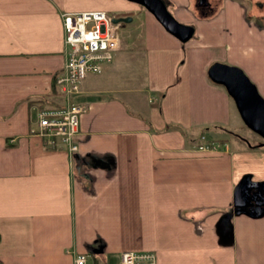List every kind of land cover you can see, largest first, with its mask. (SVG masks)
Instances as JSON below:
<instances>
[{"label": "crops", "instance_id": "crops-1", "mask_svg": "<svg viewBox=\"0 0 264 264\" xmlns=\"http://www.w3.org/2000/svg\"><path fill=\"white\" fill-rule=\"evenodd\" d=\"M165 2L195 36L132 0H0V264H119L124 249L156 264H264V211L244 209L264 206V140L206 73L238 65L264 97L263 4ZM106 4L130 19L72 99L85 106L77 151L48 147L36 114L62 104L61 13Z\"/></svg>", "mask_w": 264, "mask_h": 264}, {"label": "built area", "instance_id": "built-area-1", "mask_svg": "<svg viewBox=\"0 0 264 264\" xmlns=\"http://www.w3.org/2000/svg\"><path fill=\"white\" fill-rule=\"evenodd\" d=\"M115 15L104 9L62 11L63 61L54 78L62 104L38 108L36 114L37 132L48 147L77 151L76 136L85 106L72 99L87 74H99L112 62L122 23L112 20ZM155 254L153 250L124 249L119 254V264H156ZM74 257V264H86L84 254Z\"/></svg>", "mask_w": 264, "mask_h": 264}, {"label": "water", "instance_id": "water-1", "mask_svg": "<svg viewBox=\"0 0 264 264\" xmlns=\"http://www.w3.org/2000/svg\"><path fill=\"white\" fill-rule=\"evenodd\" d=\"M138 2L147 8L160 24L170 33L181 41H187L194 33V25L186 24L173 17L168 10L164 0H132ZM130 16L121 17L115 15L112 17L114 22L129 20ZM207 76L213 82L225 86L228 95L233 99L238 113L250 129L264 138V97L259 93L254 82L238 65L216 60L207 68ZM242 179L241 181H243ZM236 190L239 196L240 190Z\"/></svg>", "mask_w": 264, "mask_h": 264}, {"label": "rangeland", "instance_id": "rangeland-1", "mask_svg": "<svg viewBox=\"0 0 264 264\" xmlns=\"http://www.w3.org/2000/svg\"><path fill=\"white\" fill-rule=\"evenodd\" d=\"M165 1V0H164ZM210 2H211V5H213L211 8H208V11L207 12H205V13H207V14H213V12L218 8L217 6H218V1L219 0H209ZM243 4H245V5H249L250 6V11H248V12H250V13H252V12H257V11H259V10H257V9H260L261 7H260V5L259 4H263V7H264V0H240ZM249 1V4L247 3ZM198 1L197 0H193V4H194V8H196V10L198 9L197 7V3ZM166 3V2H165ZM139 4V3H138ZM166 6H167V8H168V10L170 11V8L171 7H169V5H167L166 4ZM104 7H105V9H106V11H108V13H110L113 9H110L111 7L108 5V4H106V5H104ZM263 7H262V9L259 11V12H264V10H263ZM172 14H173V12L172 11H170ZM173 17L174 18H176L177 20H179V21H181V22H184L185 23V21H183V20H180L177 16H174L173 15ZM187 24V23H186ZM123 32V30H119L118 29V32ZM196 35V30H195V32H194V36ZM135 55V54H134ZM248 128V129H247ZM243 129L245 130V131H247V130H251V129H249V127H247V125L245 126H243ZM250 135H251V138L254 140V142L256 141H258V140H264V138L261 136V135H258V134H255L254 133V131H252V132H250Z\"/></svg>", "mask_w": 264, "mask_h": 264}, {"label": "trees", "instance_id": "trees-1", "mask_svg": "<svg viewBox=\"0 0 264 264\" xmlns=\"http://www.w3.org/2000/svg\"><path fill=\"white\" fill-rule=\"evenodd\" d=\"M211 5V4H210ZM210 8L212 7V5L211 6H209ZM239 136H241V134H238ZM245 140H247L248 141V139L247 138H244ZM250 186V187H249ZM249 186H246V188H247V191H249V194H256V195H258L259 193H261V190H262V188L260 187V185L259 186H252V185H249ZM245 189V188H244ZM247 201H248V203L249 204H247V206H245L244 207V209H248V211L250 212V213H252V214H260L262 211H264V206H262V205H259V206H257V205H254V200H252V199H247Z\"/></svg>", "mask_w": 264, "mask_h": 264}, {"label": "flooded vegetation", "instance_id": "flooded-vegetation-1", "mask_svg": "<svg viewBox=\"0 0 264 264\" xmlns=\"http://www.w3.org/2000/svg\"><path fill=\"white\" fill-rule=\"evenodd\" d=\"M197 5L200 7H204V6H211L209 4V0H197Z\"/></svg>", "mask_w": 264, "mask_h": 264}]
</instances>
